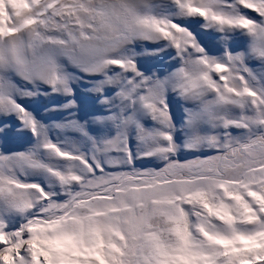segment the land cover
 Segmentation results:
<instances>
[{"label": "snow or ice", "instance_id": "6c2138e0", "mask_svg": "<svg viewBox=\"0 0 264 264\" xmlns=\"http://www.w3.org/2000/svg\"><path fill=\"white\" fill-rule=\"evenodd\" d=\"M0 264H264V0H0Z\"/></svg>", "mask_w": 264, "mask_h": 264}]
</instances>
